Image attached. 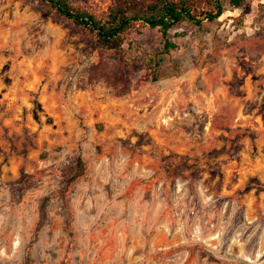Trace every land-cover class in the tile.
<instances>
[{
  "label": "rangeland",
  "instance_id": "rangeland-1",
  "mask_svg": "<svg viewBox=\"0 0 264 264\" xmlns=\"http://www.w3.org/2000/svg\"><path fill=\"white\" fill-rule=\"evenodd\" d=\"M169 38L120 57L0 0V264H264V0Z\"/></svg>",
  "mask_w": 264,
  "mask_h": 264
},
{
  "label": "trees",
  "instance_id": "trees-1",
  "mask_svg": "<svg viewBox=\"0 0 264 264\" xmlns=\"http://www.w3.org/2000/svg\"><path fill=\"white\" fill-rule=\"evenodd\" d=\"M55 20H65L72 28L86 37L94 48L124 56V45L134 30H156L162 39L160 54H169L176 45L170 40V32L189 23L202 29L205 23H214L226 11V5L236 10L246 0H110L105 14L97 17L81 6H74L69 0H29ZM152 71L150 79L157 80L156 68L160 61L150 57ZM84 163L80 155L69 161L62 169L63 185H67L84 173ZM48 198L39 205L36 231L46 220L45 209Z\"/></svg>",
  "mask_w": 264,
  "mask_h": 264
}]
</instances>
